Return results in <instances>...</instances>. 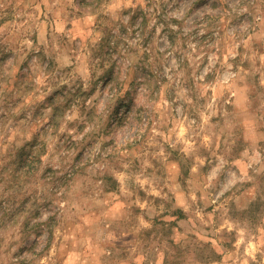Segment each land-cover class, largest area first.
I'll use <instances>...</instances> for the list:
<instances>
[{
    "label": "rangeland",
    "instance_id": "1",
    "mask_svg": "<svg viewBox=\"0 0 264 264\" xmlns=\"http://www.w3.org/2000/svg\"><path fill=\"white\" fill-rule=\"evenodd\" d=\"M0 264H264V0H0Z\"/></svg>",
    "mask_w": 264,
    "mask_h": 264
}]
</instances>
